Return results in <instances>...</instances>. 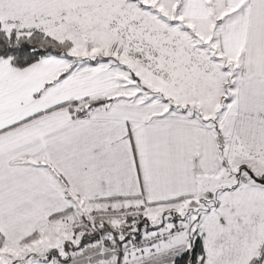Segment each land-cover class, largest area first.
I'll use <instances>...</instances> for the list:
<instances>
[{
	"label": "snow or ice",
	"instance_id": "obj_1",
	"mask_svg": "<svg viewBox=\"0 0 264 264\" xmlns=\"http://www.w3.org/2000/svg\"><path fill=\"white\" fill-rule=\"evenodd\" d=\"M0 264H264V0H0Z\"/></svg>",
	"mask_w": 264,
	"mask_h": 264
}]
</instances>
